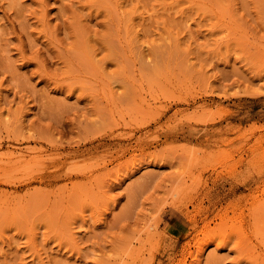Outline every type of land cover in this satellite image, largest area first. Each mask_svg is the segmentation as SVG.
<instances>
[{
    "label": "rangeland",
    "instance_id": "rangeland-1",
    "mask_svg": "<svg viewBox=\"0 0 264 264\" xmlns=\"http://www.w3.org/2000/svg\"><path fill=\"white\" fill-rule=\"evenodd\" d=\"M0 264H264V0H0Z\"/></svg>",
    "mask_w": 264,
    "mask_h": 264
},
{
    "label": "bare ground",
    "instance_id": "bare-ground-1",
    "mask_svg": "<svg viewBox=\"0 0 264 264\" xmlns=\"http://www.w3.org/2000/svg\"><path fill=\"white\" fill-rule=\"evenodd\" d=\"M29 150V149H28ZM32 151H24V150H14L9 156H8V160L9 161H13L12 162V164L15 162L16 164H17V162H19V163H21L22 161H25L26 160V158L28 157V156H30V155H32ZM14 163V164H15ZM262 186V185H261ZM261 195V194H260ZM259 196V195H258ZM257 199V198H256ZM259 199V198H258ZM259 203H261V201L259 202ZM258 203V204H259ZM261 206V205H260ZM247 207V206H246ZM260 208V207H259ZM241 210V209H240ZM256 210V211H255ZM258 210L257 209H253V214H255L254 212H257ZM260 211H261V209H260ZM262 212V211H261ZM238 214V213H237ZM260 214V213H259ZM241 216H243L242 214H241ZM255 217V216H254ZM256 220V219H255ZM240 221H241V219H240ZM243 223V222H242ZM244 224V223H243ZM152 225V224H151ZM150 225V226H151ZM244 227V226H243ZM241 227L239 226V229L238 230H243V229H240ZM246 228V227H245ZM237 233H240V231H238ZM237 233H236V236H238L237 235ZM241 233H242V231H241ZM240 235V234H239ZM243 235V233L241 234V236ZM238 237H240V236H238ZM237 237V238H238ZM243 237V236H242ZM241 238V237H240ZM247 238V237H246ZM239 239V238H238ZM247 242V241H246ZM201 243V242H200ZM239 244H241L240 242H239ZM243 246V245H242ZM201 247V246H200ZM241 247V246H240Z\"/></svg>",
    "mask_w": 264,
    "mask_h": 264
}]
</instances>
